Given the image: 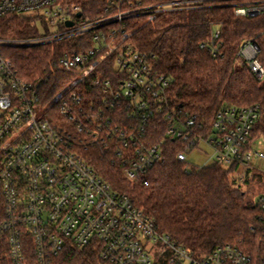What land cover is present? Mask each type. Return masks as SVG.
Wrapping results in <instances>:
<instances>
[{
    "label": "built area",
    "instance_id": "obj_1",
    "mask_svg": "<svg viewBox=\"0 0 264 264\" xmlns=\"http://www.w3.org/2000/svg\"><path fill=\"white\" fill-rule=\"evenodd\" d=\"M210 1L108 0L102 14L85 17L69 0H0V16H35L43 27L37 36L0 38V264H58L69 248L93 249L97 264H153L157 257L165 264H253L235 243L203 255L179 244L85 153L100 148L127 178L146 185L151 168L167 158L168 140H179L176 156L187 166L191 150L209 146L213 162L233 168L237 185L264 170L260 103L223 105L211 122L199 120L170 98L171 77L156 54L136 49L131 39L139 15L149 22ZM225 2L240 16L264 14V0ZM222 32L223 24L214 23L200 45L214 58L223 54ZM71 37L80 39L78 47L63 50L56 64L74 76L51 95L43 78L23 79L1 50ZM260 53L256 37L246 38L236 64H249L264 81ZM162 125L164 135L156 139ZM258 200L264 207V193Z\"/></svg>",
    "mask_w": 264,
    "mask_h": 264
},
{
    "label": "trees",
    "instance_id": "obj_2",
    "mask_svg": "<svg viewBox=\"0 0 264 264\" xmlns=\"http://www.w3.org/2000/svg\"><path fill=\"white\" fill-rule=\"evenodd\" d=\"M107 1L69 0L81 6L85 17L102 14ZM219 22L223 24L225 44L223 54L214 58L200 45L209 38L212 25ZM131 25L135 48L156 54L160 69L171 77L170 98L180 108L209 123L223 105L260 103L262 116L257 132L264 129V81L256 78L249 64H236L241 42L256 37L264 65V14L240 16L225 0H213L190 11L161 13L149 22L139 15ZM39 34L35 16H0V38L23 39ZM79 40L71 37L34 46L3 45L1 50L23 79L43 78L51 95L73 78L74 74L58 67L56 60L63 50L78 47ZM164 129L162 125L156 139L164 135ZM167 144V158L148 172V185L127 178L120 164L100 148L90 147L85 153L104 179L132 197L155 219L160 231L179 244L203 255L220 245L235 243L252 256L253 264H264V207L243 188L251 180L235 184L233 168L217 162L187 166L176 156L179 140H168ZM57 263L97 264L96 252L69 248ZM153 264H165V259L157 257Z\"/></svg>",
    "mask_w": 264,
    "mask_h": 264
},
{
    "label": "rangeland",
    "instance_id": "obj_3",
    "mask_svg": "<svg viewBox=\"0 0 264 264\" xmlns=\"http://www.w3.org/2000/svg\"><path fill=\"white\" fill-rule=\"evenodd\" d=\"M40 30H43V27L41 24H39ZM54 30L56 28L54 27ZM6 39V38H4ZM8 39V38H7ZM14 39H21V38H12L10 40ZM17 44L16 42L13 43V45ZM11 45V44H6ZM16 46V45H15ZM39 114H42V110H39ZM259 143L256 144V147H259ZM213 151L208 146H206L204 143L200 144L199 147L194 148L189 152L188 161L192 165H209L213 163ZM262 167H264V161L259 162ZM243 188L247 190L253 200H258L259 196L264 193V170H255L252 172V179L251 183L243 185Z\"/></svg>",
    "mask_w": 264,
    "mask_h": 264
},
{
    "label": "water",
    "instance_id": "obj_4",
    "mask_svg": "<svg viewBox=\"0 0 264 264\" xmlns=\"http://www.w3.org/2000/svg\"><path fill=\"white\" fill-rule=\"evenodd\" d=\"M79 15H81V14H79ZM73 23H74V22H73L72 20H68V21L66 22L67 26H72Z\"/></svg>",
    "mask_w": 264,
    "mask_h": 264
}]
</instances>
